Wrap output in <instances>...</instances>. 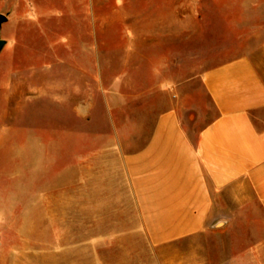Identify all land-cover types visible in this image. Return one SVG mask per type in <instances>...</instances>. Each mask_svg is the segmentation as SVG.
<instances>
[{"label":"rangeland","instance_id":"1","mask_svg":"<svg viewBox=\"0 0 264 264\" xmlns=\"http://www.w3.org/2000/svg\"><path fill=\"white\" fill-rule=\"evenodd\" d=\"M148 1L0 0V264H161L112 211V156L82 157L119 135L139 147L167 101L195 137L215 113L207 67L248 54L264 79V0H163L195 16H145Z\"/></svg>","mask_w":264,"mask_h":264},{"label":"crops","instance_id":"2","mask_svg":"<svg viewBox=\"0 0 264 264\" xmlns=\"http://www.w3.org/2000/svg\"><path fill=\"white\" fill-rule=\"evenodd\" d=\"M146 5L145 16H195L182 3ZM182 28L163 27L162 36ZM200 81L215 113L195 137L167 101L153 107L142 145L134 148L121 135L108 144L97 140L82 160L95 159L99 170L112 156V211L136 218L126 227H139L161 246V264H264V79L243 54L205 68ZM162 83L169 82L153 87ZM96 196L99 206L105 194L97 189Z\"/></svg>","mask_w":264,"mask_h":264},{"label":"water","instance_id":"3","mask_svg":"<svg viewBox=\"0 0 264 264\" xmlns=\"http://www.w3.org/2000/svg\"><path fill=\"white\" fill-rule=\"evenodd\" d=\"M4 20H6V17H5V15L1 14V15H0V24H1V22H3ZM5 43H6V40L0 38V51H1L2 48L4 47Z\"/></svg>","mask_w":264,"mask_h":264}]
</instances>
